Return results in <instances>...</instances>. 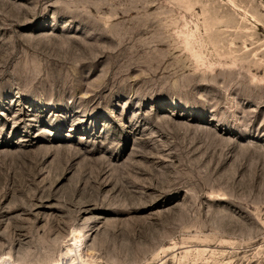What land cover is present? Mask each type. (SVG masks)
Instances as JSON below:
<instances>
[{"label":"rangeland","instance_id":"obj_1","mask_svg":"<svg viewBox=\"0 0 264 264\" xmlns=\"http://www.w3.org/2000/svg\"><path fill=\"white\" fill-rule=\"evenodd\" d=\"M2 263L264 264V0H0Z\"/></svg>","mask_w":264,"mask_h":264},{"label":"bare ground","instance_id":"obj_2","mask_svg":"<svg viewBox=\"0 0 264 264\" xmlns=\"http://www.w3.org/2000/svg\"><path fill=\"white\" fill-rule=\"evenodd\" d=\"M80 241V240H79ZM81 252V251H80ZM2 264H4V263H2Z\"/></svg>","mask_w":264,"mask_h":264}]
</instances>
